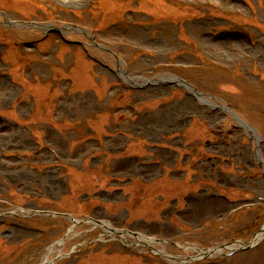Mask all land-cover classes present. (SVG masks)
I'll return each mask as SVG.
<instances>
[{
  "label": "rangeland",
  "instance_id": "rangeland-1",
  "mask_svg": "<svg viewBox=\"0 0 264 264\" xmlns=\"http://www.w3.org/2000/svg\"><path fill=\"white\" fill-rule=\"evenodd\" d=\"M257 152L264 0H0V264H264L192 249L264 227Z\"/></svg>",
  "mask_w": 264,
  "mask_h": 264
},
{
  "label": "water",
  "instance_id": "water-1",
  "mask_svg": "<svg viewBox=\"0 0 264 264\" xmlns=\"http://www.w3.org/2000/svg\"><path fill=\"white\" fill-rule=\"evenodd\" d=\"M9 24L15 28H34V29H38V30H43L44 28H48V26H43L42 24H37V23H12V22H9ZM49 29H52L54 31H66L68 30L67 27H62L61 29L59 28H56L55 26L53 25H49ZM79 28V27H78ZM80 30H83L82 28H79ZM126 78V80L131 84V83H134L135 80L133 79H130L127 77L126 73L124 71H120ZM165 80H170V81H174L175 83L181 85V86H184L187 90L191 91V92H195L199 97H203V94L199 93L196 91V88L193 87L192 85L188 84L186 81L182 80V79H179V78H176V77H173V78H168V77H165ZM148 83H155V82H158V80L154 79V80H151V81H147ZM214 98V97H213ZM205 100V99H203ZM224 109L226 111H228L230 114H232L233 116L236 117V119H238L236 113L230 111L228 108L224 107ZM239 120V119H238ZM240 124L241 126H243L247 131H252L254 132V130L249 127L245 122H241L240 121ZM258 148V146H257ZM257 161L261 164L264 165V162L261 160L260 158V154L259 152H257ZM13 214V213H11ZM35 214H44V215H47V216H61V217H68L69 219L73 220L75 222V224H82V223H86V222H93L95 225L97 226H102L103 228L104 227H107L106 223L103 222V221H97V220H93V219H89V220H86V221H77L75 218H73L72 216L70 215H64V214H57V213H51V212H37ZM111 231H115L116 234L120 235V236H124L125 234L137 239L139 241V243L143 244L144 246H146L151 252H153V254H156V255H159L165 259H168V260H174V261H178V262H186V260L184 261V259H181L180 257H175V256H171V255H165L163 254L162 251L160 250H154L152 247H151V244H154V243H158V244H165V243H168L166 241H162V240H155V239H151V238H147L145 236H143L142 234L140 233H136V232H131L129 230H114L113 228H111ZM264 239V227L257 233L255 234V236L252 238V240L248 243H243V242H240L238 241L237 243H234V244H228V245H223V246H220L218 248H213V249H207V250H200L198 247H195L193 246L192 249L195 250V251H201V258H199V260L201 259H205V258H212L214 255H217V254H222L224 251H227L231 254L233 253H236L238 251H244V250H250L254 247H256L261 240ZM186 249H189V248H186ZM199 255V256H200ZM65 257V256H64ZM197 260V259H195ZM44 264H47V262H45Z\"/></svg>",
  "mask_w": 264,
  "mask_h": 264
},
{
  "label": "bare ground",
  "instance_id": "bare-ground-1",
  "mask_svg": "<svg viewBox=\"0 0 264 264\" xmlns=\"http://www.w3.org/2000/svg\"><path fill=\"white\" fill-rule=\"evenodd\" d=\"M106 225H107V227H104V228L111 231V226H109L108 224H106Z\"/></svg>",
  "mask_w": 264,
  "mask_h": 264
}]
</instances>
